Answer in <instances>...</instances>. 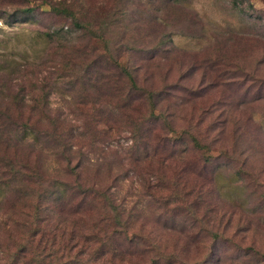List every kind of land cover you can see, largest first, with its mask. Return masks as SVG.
Masks as SVG:
<instances>
[{
	"label": "trees",
	"instance_id": "trees-1",
	"mask_svg": "<svg viewBox=\"0 0 264 264\" xmlns=\"http://www.w3.org/2000/svg\"><path fill=\"white\" fill-rule=\"evenodd\" d=\"M174 3L178 0H41L36 6L23 0L12 13L45 7L62 23L43 33L51 48L34 72L9 60L26 73L0 84V228L10 250L3 264L209 263L208 256L197 262L195 254L203 238L215 241L220 234L206 229L200 217L193 220L199 227L178 231L172 245L154 228L162 218L154 215L155 204L174 213L184 203L192 217L201 206L208 210L203 185L194 179L210 160L201 143L203 88L146 89L131 59L133 52H145L155 64L160 53L169 52L165 10ZM149 4L154 15L140 23L135 19L142 18L140 5ZM133 28L147 31L143 40L151 47L133 51L128 37ZM73 31L76 37L69 35ZM59 87L67 98L51 106L50 95ZM188 97H197L189 107ZM177 103L185 113L180 125L172 111ZM26 131L31 138H20ZM185 155L196 158L187 161Z\"/></svg>",
	"mask_w": 264,
	"mask_h": 264
},
{
	"label": "rangeland",
	"instance_id": "rangeland-1",
	"mask_svg": "<svg viewBox=\"0 0 264 264\" xmlns=\"http://www.w3.org/2000/svg\"><path fill=\"white\" fill-rule=\"evenodd\" d=\"M40 2L32 0L36 6ZM11 3L0 5V65H5L0 70V84L4 86L20 73L9 60L24 66L27 73L34 72L35 65L51 48L43 33L62 23L44 11L45 7L30 14H12L23 7V0ZM139 11L142 18L135 19L140 23L149 22L154 15L151 4L147 8L140 5ZM165 12L171 32L169 52L160 53L155 64L154 59L150 63L145 52H133L131 59L138 66L137 80L146 89L179 85L192 93L203 88L199 97L206 113L201 143L207 146L203 153L209 154L210 160L196 169L194 179L203 185L201 194L208 210L201 206V212L192 217L184 203L174 213H165L155 204L154 215L161 214L162 218L154 228L172 245L175 233L199 227L193 220L200 217L202 225L220 237L215 241L202 239L201 250L195 254L197 262L208 256V264H219L216 257L220 264H264V0H178ZM116 30L113 35L118 38ZM146 32L132 29L128 37L133 51L151 47L149 39L143 40ZM69 35L76 37L78 33ZM52 92L51 106L64 105L62 99L67 96L63 88ZM187 100L188 107L195 101L191 97ZM177 106L173 104L172 111ZM175 113L180 125L185 113L181 109ZM223 122L225 126L221 128ZM210 123L214 126L207 128ZM20 138L29 139L31 135L26 131ZM184 157L187 161L196 158ZM187 181L191 186L193 174ZM3 195L0 192V201ZM7 244L8 235L0 228V264L8 263ZM244 248L258 256L250 251L247 256Z\"/></svg>",
	"mask_w": 264,
	"mask_h": 264
}]
</instances>
